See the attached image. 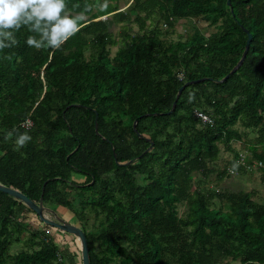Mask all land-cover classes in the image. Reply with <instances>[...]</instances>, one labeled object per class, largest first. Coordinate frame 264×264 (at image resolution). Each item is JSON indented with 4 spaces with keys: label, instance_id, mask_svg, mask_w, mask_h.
Listing matches in <instances>:
<instances>
[{
    "label": "trees",
    "instance_id": "trees-1",
    "mask_svg": "<svg viewBox=\"0 0 264 264\" xmlns=\"http://www.w3.org/2000/svg\"><path fill=\"white\" fill-rule=\"evenodd\" d=\"M87 17L52 55L24 28L0 52V185L41 198L54 222L71 212L90 264H264V199L220 187L230 168L264 176V0H108ZM180 19L210 31L174 39ZM221 147L233 157L208 181ZM48 229L0 192V264H75Z\"/></svg>",
    "mask_w": 264,
    "mask_h": 264
},
{
    "label": "clouds",
    "instance_id": "clouds-1",
    "mask_svg": "<svg viewBox=\"0 0 264 264\" xmlns=\"http://www.w3.org/2000/svg\"><path fill=\"white\" fill-rule=\"evenodd\" d=\"M94 7L105 11L108 0L102 3L97 0L94 5L85 3L78 12L69 9L68 0H0V52L17 46L16 34L24 28L29 33L27 46L36 50L50 49L49 55H52L85 26L87 13ZM104 17L106 19L107 16ZM14 131L7 132L6 141L12 138ZM31 139L27 132L18 134L15 139L17 150Z\"/></svg>",
    "mask_w": 264,
    "mask_h": 264
},
{
    "label": "rangeland",
    "instance_id": "rangeland-1",
    "mask_svg": "<svg viewBox=\"0 0 264 264\" xmlns=\"http://www.w3.org/2000/svg\"><path fill=\"white\" fill-rule=\"evenodd\" d=\"M124 8L126 9L127 5ZM192 26L197 27V29L199 31H201L205 34L209 33V31H210L207 24L201 20H198V19H180L178 22H176L174 28L168 31V35L172 36V38L175 39L178 34L183 33L186 29H189ZM111 30H112L113 35L117 36L119 30L115 27L111 28ZM136 32H137V28L135 26H133V33H136ZM161 32L163 34H166L163 32V30ZM115 51H116V47L111 48L112 55H114ZM252 139H253L252 136L248 135L247 141H253ZM232 147L238 152L243 151L241 149L242 148L241 145L237 142H233ZM232 157H233V153L227 152L226 150H224L223 147H221L219 159L216 162V164H213L216 171L209 176L208 181H210V180L212 182L215 181L216 177H217V171L222 170V168H225L226 164H228L227 162L230 161L232 159ZM257 165L260 166L257 163L255 164L254 172L251 173L252 175H250L248 173H239V172H236V170L234 173H232V170H231L232 168H230V170H228L229 176L228 177L226 176L223 178V180L220 182V187H226L231 191H235V190H239V189L244 190L245 192L253 191L255 199H257V200L264 199V176H262V174L259 170H256ZM213 171H214V169H213ZM198 178L199 177L194 179L193 187H196L195 184H196ZM76 179L81 181V182L84 181V178H82L80 176H76ZM201 184L205 189L210 190L211 184H209L207 182H203ZM54 212H55V216L59 220H61L62 222H65V223H69L70 221L68 218L73 217V214H71L67 209H64L61 207L55 208ZM44 215H45V212H44ZM29 216H31V214L28 215V217ZM33 219H35V218H33ZM73 222H75L76 226L78 225V221L76 222L75 220H73ZM48 231H49V234L55 238V243H57V242L59 243L61 240V243H62L61 245L63 248L68 246L71 249V251H75L74 255H76L77 258L74 259V261L78 262L79 258L81 256L80 255V243H79L78 239L74 236L69 235V234L65 235L63 232H62L63 234H61V235L56 234L55 229H48ZM57 235H59V236H57ZM14 248L17 249L18 246H17V248L14 246ZM232 264H238V263H232Z\"/></svg>",
    "mask_w": 264,
    "mask_h": 264
},
{
    "label": "water",
    "instance_id": "water-1",
    "mask_svg": "<svg viewBox=\"0 0 264 264\" xmlns=\"http://www.w3.org/2000/svg\"><path fill=\"white\" fill-rule=\"evenodd\" d=\"M246 33H247V40H246L244 52L242 54L241 59L237 63V65L231 70L230 74H233L241 66V64L243 63V61L245 59L247 50L249 48V43H250L251 38H252V36L247 31H246ZM228 76L229 75L225 76L221 80V82L225 81ZM197 82L198 81H194V82L184 84L179 89L178 94H180L182 92V90L184 88H186L187 86H189L190 84L197 83ZM174 106H175V102L173 103V107ZM134 126H135V123H134L133 127ZM0 192L7 194L11 197H14V198L18 199L19 201H22L30 211H32L33 213H35L37 215V217L39 218V220L43 224L48 225L54 229H57L63 233H66V234H69L71 236L76 237L80 243L81 263L82 264H90L86 237H85V234L83 233V231L79 227H77L73 224H70V223L62 222L61 220L54 222V221L50 220L49 218H47L44 215V208L42 206L41 198H40V202L38 204H35L33 201L28 199L26 196H24L20 192L14 190V189L5 187L3 185H0Z\"/></svg>",
    "mask_w": 264,
    "mask_h": 264
},
{
    "label": "built area",
    "instance_id": "built-area-1",
    "mask_svg": "<svg viewBox=\"0 0 264 264\" xmlns=\"http://www.w3.org/2000/svg\"><path fill=\"white\" fill-rule=\"evenodd\" d=\"M179 79L181 80V77L179 76ZM195 116L199 117L203 122H208L210 121L209 118L207 116H205L204 114L202 113H199V112H196L195 113ZM23 126L26 128V129H29L31 127V122L29 120H27Z\"/></svg>",
    "mask_w": 264,
    "mask_h": 264
},
{
    "label": "crops",
    "instance_id": "crops-1",
    "mask_svg": "<svg viewBox=\"0 0 264 264\" xmlns=\"http://www.w3.org/2000/svg\"><path fill=\"white\" fill-rule=\"evenodd\" d=\"M124 8V7H123ZM123 8H121V10L120 11H123L124 9ZM55 213V212H54ZM71 213V212H70ZM72 214V213H71ZM69 219V223L70 224H73V225H76L75 224V222H73V220H75L76 221V219H75V217L73 216L72 218H68ZM77 222V221H76ZM62 244V243H61ZM62 246V245H61ZM63 248V247H62ZM74 254H75V251H74ZM77 258V256L76 255H74V259H76ZM75 264H80V258H79V261L77 262V261H75Z\"/></svg>",
    "mask_w": 264,
    "mask_h": 264
}]
</instances>
